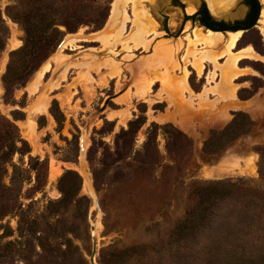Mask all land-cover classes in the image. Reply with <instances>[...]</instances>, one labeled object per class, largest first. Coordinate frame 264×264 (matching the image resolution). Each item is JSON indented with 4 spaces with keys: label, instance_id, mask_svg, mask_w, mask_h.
Wrapping results in <instances>:
<instances>
[{
    "label": "rangeland",
    "instance_id": "obj_1",
    "mask_svg": "<svg viewBox=\"0 0 264 264\" xmlns=\"http://www.w3.org/2000/svg\"><path fill=\"white\" fill-rule=\"evenodd\" d=\"M115 2L0 0V264H91L97 221L99 264H264V58L239 61L245 73L226 82L232 98L228 86L215 89L222 71L206 61L200 72L189 54L213 49L225 63L231 32L242 31L234 52L251 45L264 56V0L255 26L222 32L214 47L202 38L209 28L198 10L207 7L225 26H249L251 0H219L217 13L208 0H121L120 20L130 17L124 31L109 24ZM37 12L45 17L38 41L26 45L23 24L35 23ZM100 33L108 41L97 40ZM66 37L77 39L59 51ZM59 55L61 65L35 90L36 73ZM238 113L252 124L217 137ZM68 170L81 183L71 188L69 176L63 193ZM218 180L258 188L261 197H197L206 208L197 227L176 230L196 203L194 188L203 193Z\"/></svg>",
    "mask_w": 264,
    "mask_h": 264
},
{
    "label": "bare ground",
    "instance_id": "obj_2",
    "mask_svg": "<svg viewBox=\"0 0 264 264\" xmlns=\"http://www.w3.org/2000/svg\"><path fill=\"white\" fill-rule=\"evenodd\" d=\"M120 1L121 0H116V2H115L114 9L112 10V14L110 15V18H109V24L114 26L118 22H121L122 23L121 24V30L124 31L125 28H126V22L129 21L130 17H129V14L127 12H125L124 15H123V18L120 20V10L118 8L119 7L118 5H119ZM208 1H209V4H210L211 8L213 9V11L215 13H217V11H219L218 10V2H219V0H208ZM193 9H194V7H190L188 10L192 11ZM12 24H13L15 29L18 28V26L15 23H12ZM241 33H242V31H236V32L233 31V32H231V37L228 40L227 47L225 48V52L228 55L225 63H220L219 62L218 57L214 53L213 49H208V50H201L200 49L201 51H198V50L196 51L195 50V51H192L191 53H189L190 56L193 57V59H192L193 64L200 69V72H202L206 61L212 62L215 65V67H216L215 68L216 71L217 70H221L222 71V78H221L220 82H217V84L215 86V89H217V87L220 84H222V85L227 87L228 85H227L226 82H232L234 78H237L240 75H242V73H245L244 69H241V67L239 66V61L241 59H243V58H253V59L264 58V56H262L260 53H258V51H256V49L253 46H251V45L250 46H246V47H244L242 49H239L237 52H234L233 48L237 44V42H238V40H239V38L241 36ZM263 34H264V29H263ZM141 35L142 34H137L136 36L138 38H140ZM199 35L200 34L196 33V35H195L196 38H199L200 37ZM203 35L204 36L202 38L207 43H209L212 47L218 45L219 43H221L223 41L222 31L218 32V31H213V30L209 29L207 32H204ZM96 38H97V40H100V41H103V42L108 41V39H107L108 37L105 36L104 34H101V33ZM75 39H77V38L75 37ZM75 39H70V41H68V39H66L63 44H66L67 41L69 43L70 42H74ZM11 41H12V46L14 48L20 45V38H18V37H13L11 39ZM63 44H62V46H63ZM64 59H65V56L59 55V56L55 57L53 61L46 62L40 68V70L36 73L34 81H33V86H34L35 90H37L39 85H41L43 83L46 73L49 70H52V68L54 66H55L54 69L57 68L58 66H60ZM162 64H164V63H162ZM216 71L214 73L215 75H217ZM59 72H60V70H58L57 74H59ZM218 75H219V73H218ZM183 80H184V83H185L184 86L187 87V85H188L187 84L188 83L187 82V73H185ZM49 84H50V86H52V81ZM218 88H220V87H218ZM143 89H146V85L143 86ZM227 89H229V93H230V95H232V98H235L236 97L235 93H233V90H235V89H230L229 86H228ZM43 94H46V91H44ZM38 109L40 111L44 112V113H49L47 105H40V106H38ZM35 127H36V122L34 121V119L29 118V120H28V128H29L30 132H33L35 130ZM80 171H81L82 176L84 177L85 188H86L87 191H89L90 194H92L93 200L95 201L97 199V197L94 195L93 190L91 188L90 176H89L88 172L84 168L80 169ZM56 175H57V172L53 171L52 178H55Z\"/></svg>",
    "mask_w": 264,
    "mask_h": 264
},
{
    "label": "trees",
    "instance_id": "obj_3",
    "mask_svg": "<svg viewBox=\"0 0 264 264\" xmlns=\"http://www.w3.org/2000/svg\"><path fill=\"white\" fill-rule=\"evenodd\" d=\"M253 2H257L258 0H252ZM38 13V12H37ZM40 16L35 20V23L33 21H30L28 18L29 25H24V29L27 33V40H26V45H36L38 41V36L39 33L37 32L38 24L42 22L43 16L38 13ZM33 15L35 18L36 15ZM43 14V13H42ZM201 14V23L207 27L213 28V29H221L225 28L228 26H225L226 23L223 21H217L213 19V16L210 14L209 10L207 7L203 8V12L200 13L198 11L195 15H200ZM31 17V15H30ZM0 22L4 24V19L2 18V15L0 14ZM60 32V30H58ZM5 40H6V34H1L0 35V50L4 48L5 46ZM51 40H47L46 44H50ZM54 115L58 122H61V120L58 118L57 113L54 112ZM247 123V124H252V120L248 118L244 113H238L236 117L234 118L232 124L228 126L222 133L217 135V137H228L230 136L231 132H233V129L238 128L241 123ZM153 127H161L164 128L165 130L168 127V124L164 125H159V124H153ZM215 139V138H214ZM211 143L210 141L205 142V149L209 150V144ZM69 176H72L71 181L69 182V186L71 188H78L79 184L81 183V176L79 175L78 172L74 170H68L61 178H60V184H61V191L65 193L67 189L65 188L67 184H64V182L67 180ZM202 189V186H197L193 190V197L195 199L196 197V203L193 204L186 212L185 218L178 224V227H176V230H182L186 231L187 229L193 230L195 227H197V221L198 217L200 215V212L202 210H205L206 208L200 209V207L197 205V197L200 198H205L206 202L208 201H216L218 198H225L227 196H234V195H239L241 190H246L249 192V194L252 195H259L261 197V191L258 188H250V187H245L242 186L240 183L235 182V181H223V180H218L211 182L209 184H206L203 186L204 192H200ZM204 194V195H202ZM199 204L203 205L205 202H199ZM193 233V231H191Z\"/></svg>",
    "mask_w": 264,
    "mask_h": 264
},
{
    "label": "water",
    "instance_id": "obj_4",
    "mask_svg": "<svg viewBox=\"0 0 264 264\" xmlns=\"http://www.w3.org/2000/svg\"><path fill=\"white\" fill-rule=\"evenodd\" d=\"M258 2H259V0H258ZM260 12H261V4H260V2H259V12H258V17L260 16ZM187 15H190V14H187ZM258 17H257V20H258ZM257 23H256V21H255V23L253 24V25H251V26H248V27H244V29H249V28H252L253 26H255ZM236 26H240V25H238V24H233V25H231V26H229V27H227V28H222V29H213V28H210V27H208L209 29H212V30H214V31H222V32H228L229 30H231L233 27H236ZM72 37H74L73 35H72ZM70 37H66V38H64V40L60 43V45H59V47H58V50L60 51L63 47H64V41L66 40V39H69ZM62 44H63V46H62ZM62 46V47H61ZM54 78V77H53ZM52 78V79H53ZM51 79V80H52ZM51 80L48 82V84H47V86L44 88V90L43 91H46V94H47V92L49 91V89L50 88H52V86H50V82H51ZM55 80H56V78H55ZM42 91V92H43ZM85 138H86V135H85V133H83V135H82V139H81V152H82V154H84V152H85ZM95 202V204H96V206H97V208H98V210H100V205H99V202H98V198L94 201ZM97 224H98V221H97V223L96 222H94L93 224H92V232H93V248H92V252H91V254H90V257H89V259H90V262H91V264H99L98 262H97V260H96V253H97V236H96V228H97Z\"/></svg>",
    "mask_w": 264,
    "mask_h": 264
},
{
    "label": "flooded vegetation",
    "instance_id": "obj_5",
    "mask_svg": "<svg viewBox=\"0 0 264 264\" xmlns=\"http://www.w3.org/2000/svg\"><path fill=\"white\" fill-rule=\"evenodd\" d=\"M198 11H200V13L201 12H203V8H200ZM258 12H259V2L257 1V2H253L252 0H251V2H250V12H249V17H250V21H252V23L249 25V26H251V25H253L254 23H255V21L257 22V17H258ZM248 19V18H247ZM223 21V20H222ZM223 22H225V21H223ZM246 22L247 21H245V23H237L238 25H240L239 27H248V26H246ZM226 23V22H225ZM207 27V26H206ZM229 27V26H228ZM237 27V26H236ZM208 28V27H207ZM225 28H227V27H225ZM222 29V28H221ZM235 30H237V29H235ZM225 33V32H224Z\"/></svg>",
    "mask_w": 264,
    "mask_h": 264
}]
</instances>
